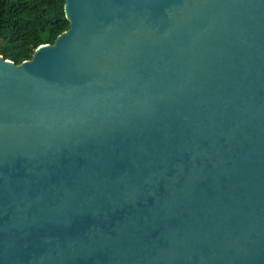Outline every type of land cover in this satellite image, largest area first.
<instances>
[{"label":"water","instance_id":"95a60500","mask_svg":"<svg viewBox=\"0 0 264 264\" xmlns=\"http://www.w3.org/2000/svg\"><path fill=\"white\" fill-rule=\"evenodd\" d=\"M0 52V264H264V0H64Z\"/></svg>","mask_w":264,"mask_h":264},{"label":"trees","instance_id":"16d2710c","mask_svg":"<svg viewBox=\"0 0 264 264\" xmlns=\"http://www.w3.org/2000/svg\"><path fill=\"white\" fill-rule=\"evenodd\" d=\"M67 28L64 0H0V52L14 63Z\"/></svg>","mask_w":264,"mask_h":264}]
</instances>
